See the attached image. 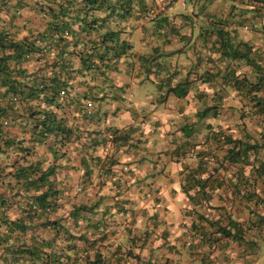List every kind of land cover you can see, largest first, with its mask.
Returning a JSON list of instances; mask_svg holds the SVG:
<instances>
[{
    "label": "crops",
    "instance_id": "obj_1",
    "mask_svg": "<svg viewBox=\"0 0 264 264\" xmlns=\"http://www.w3.org/2000/svg\"><path fill=\"white\" fill-rule=\"evenodd\" d=\"M166 1L131 0L128 5V0H109L103 8L90 11L87 0H74L73 12L62 16L58 12L61 0H0V43L7 46L0 49V59L11 57L0 75V264H30L21 258L23 248L34 237L46 239L50 234L40 226L46 220L40 211L33 230L14 232L8 226L22 219L26 210L27 199L16 196L21 188L14 178L15 168L38 162L44 170H55L52 181L62 192L58 209L49 216L53 221L69 218L70 192L76 187L83 191L79 185L87 180L90 191L97 192L99 201L103 199L102 215L112 216V207L126 195V212L112 217L118 225L120 220L129 221V215L139 218L141 211L151 210L156 227L152 225L155 229L145 249L153 253L157 264L259 261L264 230L261 237L256 236L258 229L253 227L243 241L220 240L211 246L201 241L198 229L202 231L204 225L210 231L199 216L212 219L231 213L234 221L247 228L252 219L241 185L252 167L244 171L240 166L221 167L223 150H214L207 164L203 151L208 146L203 144L212 132L210 126L238 139L256 132L250 119L243 117L245 99L234 83L244 77L264 78V0H186V9L173 2L162 17L145 19ZM92 21L98 24L96 29L87 26ZM55 27L62 33L69 30L70 35L52 45ZM113 32L118 41L108 42L106 51L102 40ZM34 40L41 42L33 46L34 55L15 59L12 47L26 51L27 45L33 48ZM224 41L248 47L254 63L224 57ZM101 55L116 60L101 62ZM187 81L188 94L176 96L173 89ZM41 82L53 84L57 91L66 82L70 98L62 106L56 98L39 97L37 84ZM88 104L95 110L90 117L80 114ZM213 106L219 109L199 117ZM46 119L55 120L58 128L43 136L41 130L47 129L40 123ZM87 119H91L85 123L87 135L98 134L100 139L109 135L111 144L90 149L86 136L67 134ZM111 158V170L119 171L121 183L105 175ZM210 176L214 185L212 191L207 188L210 200L194 204L185 189ZM105 183L111 186L109 190L103 188ZM119 184H126L127 189L119 192ZM131 228L119 229L122 237L131 238ZM112 245L115 248L118 243ZM62 247L55 249L60 252Z\"/></svg>",
    "mask_w": 264,
    "mask_h": 264
},
{
    "label": "trees",
    "instance_id": "obj_2",
    "mask_svg": "<svg viewBox=\"0 0 264 264\" xmlns=\"http://www.w3.org/2000/svg\"><path fill=\"white\" fill-rule=\"evenodd\" d=\"M73 1L74 0H61L58 5V12L62 14V16H67L72 13V8L74 6ZM87 3V8L90 11H97L100 8H103L105 4H108L109 0H87ZM130 3L131 0H128V5ZM125 12L126 15H128L129 9ZM88 24L92 29H96V26L98 25L94 21L90 23L88 22L87 26ZM87 26L84 30L88 29ZM54 30V35L50 40L52 45L61 40L63 37L67 38L70 35L69 30H66L68 31V35H65V31H63V33L60 32L57 27H55ZM117 39V33L115 32L104 36L102 44L105 45L106 51L109 50V47L106 44L108 42L114 43L118 41ZM36 41L39 40H34L32 47H36ZM34 47L31 48L27 45L25 51L21 47L19 48L17 46H13L12 48L15 51V56H17L15 59H21L24 54L26 59H30L31 56L34 55ZM222 47L224 48V57L230 60H244L248 64L254 63L253 59L250 57L251 50L249 51L248 47L244 46V48H242L241 46H235L230 41H224L222 43ZM5 48H7V46L0 43V49ZM117 55L118 54H116V56ZM107 56L108 55H101V62H103V59L105 60L106 58L116 60L114 57L111 58ZM10 59L11 57H4L0 59V75L6 72V64ZM97 68H99V65H97ZM7 75L8 74H6V76ZM41 83L45 85L46 94L45 96H42L43 93L38 91L40 95L39 97H47L51 101H55L56 98V101L61 103L62 106L67 102V99L70 98V88L66 86V82L58 91L53 84H49L48 82ZM234 84L237 86V90L240 92L243 99H245L244 109L246 108V113L243 117L249 118L252 125L255 124V126H261L260 131H257L259 136L257 133L251 134L250 132V134H247L244 139H238L226 133V131H216L212 126H210L212 132L207 136V138H205V142L203 144L204 146H208V149L203 151V153H205L204 160L207 161V164L210 162L209 157L212 156V152L214 150H223L225 151V154L223 160L220 162L221 167L225 164L228 166H240L241 171H244L246 166L252 167L250 176L244 175L243 183H241L244 187L242 199L245 200L246 204H251L250 213L252 219L251 222L248 223L249 228H247L245 223L234 221L231 213L227 217H217L215 219H205L203 216H199L200 220L208 223L210 231L203 225L202 231L198 229V234H200L201 241L209 243L211 246L212 244L214 245L215 243L220 242V240L243 241L248 230L253 227H256L259 230H256V236L258 235L261 237L263 235L262 231L264 230V78L258 77L257 81H253L250 78L244 77L242 79L239 78L235 80ZM189 86L190 83L187 81L186 83L173 89L172 92L180 98L185 97L188 94ZM51 89L54 93L51 92ZM64 89L66 90L67 95L65 97H61L60 92ZM17 92L23 95V91ZM30 96H34V93L31 91ZM217 109H219V106L207 108L205 111L200 113L199 117L205 118L207 113ZM217 112L218 111H215V116H217ZM90 120L91 119H87L81 124L76 125L74 129L68 130V133L65 130L63 131L72 136L78 132L77 137L79 138L86 136L85 141L88 140V146L90 149H97L99 147L106 146L107 143L111 142L113 137H109L108 135L104 139H100L98 134H94L92 136L87 135L85 131V123ZM56 125L58 124L55 120H44L40 123V127L42 126V128L47 129V131L41 130V134L44 136V134L49 133L50 131H56L58 128ZM61 125L62 124H60V127H62V129L67 128L65 124L63 126ZM115 140L119 141L120 139L115 137ZM45 144H47V142ZM214 157L215 156L211 158ZM113 160L118 162L116 156H113ZM110 164L111 165L108 170H106L107 173H105V175L112 178L116 177V183H121L119 178H122V176L119 171L111 170V167L113 166L112 158L110 159ZM54 175V169L49 168L44 170L40 165V162L30 164L28 166L18 165L15 168L14 178L18 182L19 188H21L16 196H21L22 198L27 199V201L25 200L26 210L24 209L25 211L23 212L24 216L22 219L9 223L8 226L13 227L14 232H27L28 230H33L34 222L38 220V213L40 211L43 216H46V220L41 223L40 226L46 230H50V234L47 235L46 239H40L39 236H37L38 238L34 237L32 239V244L23 248L21 258L25 257L29 259L30 264H131L132 260L138 264H157L155 261L156 257L153 253H150L147 259L141 257L142 252L152 236L151 232L148 231H145L142 235L138 236L134 232L133 228H131V230L129 229L131 238L129 237L127 239L125 237V239L126 242H131L132 245L120 243L114 249H109L107 258L104 256L103 251L100 250V246L98 245L100 244V241L106 240L109 234H116V232H107V230L111 228H109L110 224L106 221V218L108 217L111 220L110 222H114L115 224L116 218L112 219V217L126 212L125 205H127V203L123 202L126 195H124L122 200L119 199L117 201L115 207H112L111 210L115 211L112 216H107V214H105L102 215L103 217L101 219H97L96 215L98 213L96 210L99 209V206L103 202L102 199L90 204L75 205L69 215L70 220L69 218L62 219L60 221L51 220L49 216H51V214L58 209V197L62 194V192L55 187L56 182L52 181V177ZM86 175L88 178L92 177L90 173ZM251 179L253 180L252 182H250ZM210 182L211 176L206 179H199L195 184L190 185L189 188L187 187L185 189V193L188 195L190 201L194 204L208 202L211 196L209 195L210 193H208L207 188L210 187V191L214 190V185ZM86 184H88V181L84 180L79 186H86ZM105 186H107L106 183L103 188H105ZM116 186L117 189H119V192L127 189L126 184H119ZM45 187L47 190L37 195V193ZM190 190L195 192V194H190ZM120 196L121 193H118L116 197ZM148 213L149 212L147 211H143V219L148 220V222L155 226L156 221H154V218H150ZM72 228H74V233H72ZM194 229L197 230L195 225ZM96 236H99V238H95ZM139 240L143 241L140 247L137 246ZM252 244L257 245L255 242H252ZM60 245H63V247L59 252L55 248ZM49 249L51 250L50 253L48 252ZM112 250L114 252H112ZM136 252L138 253L136 254ZM134 262L133 264H135ZM164 264L166 263L164 262Z\"/></svg>",
    "mask_w": 264,
    "mask_h": 264
},
{
    "label": "rangeland",
    "instance_id": "obj_3",
    "mask_svg": "<svg viewBox=\"0 0 264 264\" xmlns=\"http://www.w3.org/2000/svg\"><path fill=\"white\" fill-rule=\"evenodd\" d=\"M243 106H244V104H243ZM243 106L241 107V109H242V111L244 112V115H245V109H243ZM244 123H246V122H244ZM256 123V122H255ZM249 124H251V123H249ZM252 125V124H251ZM252 126H254V130L256 131L255 132V134L257 133V135L259 136V134H258V132L257 131H260V129H261V126H255V124H253ZM252 133V132H251ZM253 134V133H252ZM90 188H92V187H90V185H88V186H85V185H81V186H79V189H82L83 191H77V187L75 188V189H73L72 190V192H71V196H70V200L68 201V203H67V206H68V208H69V210L70 209H73V207L75 206V205H80V204H90V203H92L93 201H97L98 200V195H96V191L95 190H93V191H90ZM109 188H111V186L110 185H107V186H105V189L106 190H108ZM88 191V192H87ZM110 192H112V190L110 191ZM109 194H112V193H109ZM74 199H76V200H78V199H80V201H78V202H74ZM126 199V198H125ZM88 201V202H87ZM131 201V203H136V200H130ZM108 203H111L110 201H107V204ZM130 206V205H129ZM134 207V206H133ZM104 208H105V205H100L99 206V209L98 210H100L101 209V211H98V214L96 215V217H97V219H101L103 216H102V214L104 213ZM132 207L130 206V209H131ZM144 210V209H143ZM148 211H149V217H150V214H151V210H149L148 209ZM136 211H134V213H135ZM142 213H143V211H141L140 212V217L139 218H135L134 216V214L132 215V216H130L129 215V221L128 220H120V224L118 225V222H116L115 224H114V222L112 223V222H110L111 220L107 217L106 218V221L110 224V227L109 228H111L110 229V232L111 233H113V232H116V234H117V236H116V234H109L108 235V238L106 239V240H103V241H100V244H98L99 246H101V244L102 243H104V245L102 246V247H100V250L101 251H103V254H104V256H106V258H107V256H108V251H109V249H111V248H113L114 247V245H112V244H117L118 243V245L120 244V243H124V244H126V239L124 238V237H122V235H121V231L119 230V229H125V226H130V227H132L133 229H134V231H135V233L139 236V235H142L145 231H148V232H152V230H154L155 228L154 227H152V223H148V220H146V219H143V216H142ZM136 219V220H135ZM214 219H215V217H214ZM134 220H135V225H134ZM115 226H114V225ZM112 225V226H111ZM113 227H117V229L116 228H113ZM114 229H116V230H114ZM123 236H125V235H123ZM95 238H99V236H96ZM117 241V242H116ZM142 242L143 241H141V240H139L138 241V243H137V246L138 247H140L141 246V244H142ZM112 243V244H111ZM114 249V248H113ZM112 252H114L113 250H112ZM138 252H136V254H137ZM150 255V252H149V250L146 248V249H144V251L142 252V258H144V259H147V257ZM131 264H133V262H131ZM136 264V263H135ZM256 264H264V253L261 255V257H260V259H259V261L256 263Z\"/></svg>",
    "mask_w": 264,
    "mask_h": 264
},
{
    "label": "built area",
    "instance_id": "obj_4",
    "mask_svg": "<svg viewBox=\"0 0 264 264\" xmlns=\"http://www.w3.org/2000/svg\"><path fill=\"white\" fill-rule=\"evenodd\" d=\"M173 2L176 3L177 5H180L183 9H186L187 7L186 0H168L165 3H163L161 7H158L156 10H153L150 13H148L145 19L150 22V21H155L158 18L162 17L166 12L167 7L171 5ZM65 35H68V31H65ZM35 45L40 46L41 42L36 41ZM37 89L38 91L43 93L42 96H45L46 90H45V85L43 83H38ZM66 95L67 93L65 89L60 92L61 97H65ZM94 113L95 110L93 104H88L87 107L84 108V110L80 114L90 117L93 116ZM116 120L118 121V119Z\"/></svg>",
    "mask_w": 264,
    "mask_h": 264
}]
</instances>
